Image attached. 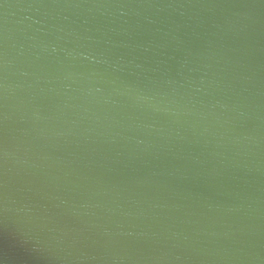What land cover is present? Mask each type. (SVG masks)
I'll return each instance as SVG.
<instances>
[{"label":"water","instance_id":"water-1","mask_svg":"<svg viewBox=\"0 0 264 264\" xmlns=\"http://www.w3.org/2000/svg\"><path fill=\"white\" fill-rule=\"evenodd\" d=\"M0 264H264V0H0Z\"/></svg>","mask_w":264,"mask_h":264}]
</instances>
